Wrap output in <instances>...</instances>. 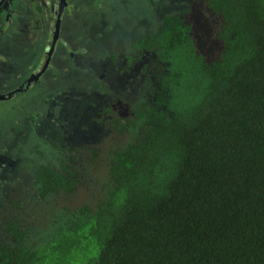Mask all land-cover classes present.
Listing matches in <instances>:
<instances>
[{"label":"trees","instance_id":"obj_1","mask_svg":"<svg viewBox=\"0 0 264 264\" xmlns=\"http://www.w3.org/2000/svg\"><path fill=\"white\" fill-rule=\"evenodd\" d=\"M133 46L164 99L113 123L107 173L38 168L43 197L96 200L36 248L10 221L0 264H264V0L196 1Z\"/></svg>","mask_w":264,"mask_h":264},{"label":"rangeland","instance_id":"obj_2","mask_svg":"<svg viewBox=\"0 0 264 264\" xmlns=\"http://www.w3.org/2000/svg\"><path fill=\"white\" fill-rule=\"evenodd\" d=\"M196 1L70 0L56 64L29 90L0 101V244L14 219L33 248L48 244L60 229L70 228L65 225L83 205L94 204L83 184L74 194L43 197L36 171L41 165L62 170L71 164L96 176L107 173L116 144L130 140L113 123L163 100L166 92L167 66L133 45L159 32L166 16L190 11ZM27 64L19 69L24 79L36 66ZM11 65L0 64V95L13 84L17 71Z\"/></svg>","mask_w":264,"mask_h":264},{"label":"flooded vegetation","instance_id":"obj_3","mask_svg":"<svg viewBox=\"0 0 264 264\" xmlns=\"http://www.w3.org/2000/svg\"><path fill=\"white\" fill-rule=\"evenodd\" d=\"M62 6H64L63 9ZM70 6V0H0V64L11 63V66L17 71L12 75L13 84H8V87L5 85L3 88L6 93L3 95L8 98L4 101L12 100L21 92L29 90L56 64L60 46L64 45L61 32L64 18L71 9ZM59 15L60 21H58ZM56 32L58 40L51 56L50 52L54 46ZM17 36L21 40L17 39ZM23 43H27L28 46H24ZM16 45L23 46V49H15ZM65 49L68 50L67 43ZM26 53L30 56H25ZM72 55L73 53L70 54V56ZM22 56L24 59H20ZM31 62H38V64ZM26 63H28L27 66L32 64L36 66L31 67L30 74L24 79L25 75L23 76L19 69ZM45 67L46 71L40 75ZM52 79L50 83H54ZM46 81L45 86L48 89L47 85L50 83L48 80Z\"/></svg>","mask_w":264,"mask_h":264},{"label":"water","instance_id":"obj_4","mask_svg":"<svg viewBox=\"0 0 264 264\" xmlns=\"http://www.w3.org/2000/svg\"><path fill=\"white\" fill-rule=\"evenodd\" d=\"M62 9L64 8V6H62L61 7ZM58 21H60V15H59V20ZM58 30V33H59V27L57 28ZM57 33V32H56ZM58 33H57V35L54 37V46H53V49L51 50V52H50V55L52 56V54H53V51H54V49H55V44H56V42H57V40H58ZM50 60V59H49ZM48 66V65H47ZM46 66V67H47ZM46 67H45V69H43V71L40 73V75H42L43 74V72H45L46 71ZM39 75V76H40ZM6 99H8L5 95H0V101H4V100H6Z\"/></svg>","mask_w":264,"mask_h":264}]
</instances>
